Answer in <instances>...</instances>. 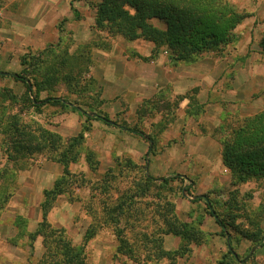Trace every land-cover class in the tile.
Masks as SVG:
<instances>
[{
	"label": "rangeland",
	"instance_id": "374dc122",
	"mask_svg": "<svg viewBox=\"0 0 264 264\" xmlns=\"http://www.w3.org/2000/svg\"><path fill=\"white\" fill-rule=\"evenodd\" d=\"M40 1L44 0H0V72L21 74L27 69L23 57L34 56L29 69L33 82L52 80L38 94L40 100L62 98L87 115L70 106L37 110L27 100L23 83L0 77L1 202L9 197L0 210V264H40L43 239L32 244L29 236L42 222L44 191L63 175L53 145L25 158L9 157L4 143L13 116L21 132L49 131L64 143L85 133L76 150L78 161L70 165L73 178L48 221L54 229L65 230L77 246L84 244L89 232H96L86 247L87 264H264V245L259 246L264 239V180L235 186L222 161V141L231 130L244 118L264 111V53L259 45L264 0H224L250 17L236 29L234 42L219 52L202 54L193 64L219 67L209 98L218 103L210 102L211 106L196 101L199 89L189 94L188 104L181 101L187 95L165 93V88L152 98L124 92L116 96L118 84L107 64L99 68L100 55L117 43L123 52L130 42L96 28V0H67L75 8L76 20L94 22L92 34L78 27L72 13L58 17L62 44L47 42L57 17L51 4ZM40 21L43 31L37 28ZM30 98L35 99V94ZM98 114L117 126L88 119ZM209 114L214 121H207ZM123 126L143 131L154 140V148ZM88 154H93L92 164ZM146 177L153 180L151 184ZM202 196L210 198L228 223L238 263L228 254L227 234L209 216L205 203L196 201ZM115 208H120L114 213L115 224L135 253L133 258L118 253V228L108 222L107 214ZM172 212L201 231L198 243L187 245L179 236L163 235L172 227ZM152 235L163 238L165 251L183 252V245L189 251L174 261H148L145 249L152 246L148 240Z\"/></svg>",
	"mask_w": 264,
	"mask_h": 264
},
{
	"label": "trees",
	"instance_id": "16d2710c",
	"mask_svg": "<svg viewBox=\"0 0 264 264\" xmlns=\"http://www.w3.org/2000/svg\"><path fill=\"white\" fill-rule=\"evenodd\" d=\"M94 8L96 10L95 25L98 30L108 32L112 36H121L129 42L143 40L153 43L155 45L153 55H156L159 50L165 49L174 63L179 62L184 65H193L197 63L202 54L219 52L223 47L230 45L234 42L236 29L250 17L224 0H96ZM75 17L78 18L76 12ZM153 21L161 23L164 28L157 27ZM62 42L61 39L58 46ZM259 45L264 53V34ZM34 59V56L23 57L22 65L27 69L21 74L0 72V77L11 78L16 82L23 83L27 89V100L37 110L47 105L61 106L62 108L72 107L71 103L69 104L62 98L48 97L40 100L38 94L47 85H51L52 80L45 77L44 82H33L29 69L33 65ZM196 91L194 90L195 93ZM33 94H35V99L32 100L30 96ZM187 96L182 97L181 101L189 99ZM72 109L85 113L79 106H73ZM85 114L87 115V113ZM15 117L13 116V121L8 125L9 136L6 144L4 143L9 157L15 160L25 158L28 155L47 150L53 145L57 153V156L54 157H58L57 162L63 166V175L55 182L52 189L44 191V199L41 204L42 222L37 230L29 236L32 244L38 238L42 237L43 239L45 253L40 264H87L86 247L89 241L95 237L96 232H89L84 244L77 246L67 236L65 230L54 229L48 221V215L55 202L66 192L67 184L73 178L70 165L78 161L79 153L76 150L84 142L85 133L82 132L64 143L59 135L49 131H41L39 135L21 132ZM88 119L100 121L108 126H117L108 117L100 114L93 117L88 116ZM122 129L149 142L151 148H154V140L138 128L123 126ZM222 145L223 165L231 171L233 185H241L252 180H264V111L244 118L242 124L233 128L226 136ZM87 161L93 163V154H88ZM146 178V182L151 184L153 180ZM164 183L168 184L169 179H165ZM188 190L189 188L186 189V191ZM4 198L5 200L2 202L0 198V210L9 200V197L4 196ZM196 201L205 203L209 216L221 228L222 233L225 236L227 234L228 254L235 263H238L226 220L216 211L208 196L196 198ZM118 209L120 208L107 211L108 222L115 224L114 213ZM172 217V227L163 235L179 236L187 245L199 242L202 237L201 231L181 222L174 212H172ZM115 227L118 228L117 225ZM121 232L123 231L118 228L117 234L120 242L118 253L133 258L135 253L126 245ZM148 240L152 245L145 249L148 261H174L189 251L186 250V248L188 249L187 245L181 247L185 249L183 252L165 251L163 238L158 239L155 235L149 236ZM263 245L264 239L259 243V246Z\"/></svg>",
	"mask_w": 264,
	"mask_h": 264
},
{
	"label": "crops",
	"instance_id": "0c3cea01",
	"mask_svg": "<svg viewBox=\"0 0 264 264\" xmlns=\"http://www.w3.org/2000/svg\"><path fill=\"white\" fill-rule=\"evenodd\" d=\"M41 2H44L45 6L51 4L55 16L57 17V20H55L53 24V31L52 29L49 30L51 34L48 36L49 40H47V42L53 41L55 44L61 39L64 41L62 29H59L57 26L58 17L65 18L73 13L76 20L75 11L73 10L75 8L73 5H70L71 3L69 4L67 0H44L40 1V3ZM42 12L43 9L39 14V19ZM76 21H78L76 22L78 23V27L83 30H87L88 28L90 34H92L94 22L86 23L85 21ZM246 23L247 19L241 24V26ZM43 26L44 23L40 21L37 28L40 31H43ZM78 34H80L79 31ZM119 45L120 43H117L109 52L101 53L100 56H103V61L101 62L103 64L99 67L102 69V67L107 64L109 69H112V78H114V82L118 84L116 96H120L124 92L132 95H137L139 93L142 97L141 99L152 98L161 92L163 88H165V93L172 91L171 93L175 96L183 94L189 96L193 90L198 91L199 89L197 92L198 94L196 95V101L200 102V104L211 106L210 102L213 101H209V98L217 81L215 73L218 72V66L209 67L176 64L170 59V55L165 49H161L156 55H153L155 45L143 40L130 42L123 52L118 50L117 47ZM139 89H142V92ZM214 90L215 92L220 93V91H217L216 89ZM106 93L107 92L105 91L104 95ZM191 98L192 97L189 96V100L186 99L184 102H187L188 104ZM210 116V114L205 116L207 121H214L215 118ZM221 118H223V116H221ZM213 145L218 146V143L213 141Z\"/></svg>",
	"mask_w": 264,
	"mask_h": 264
}]
</instances>
